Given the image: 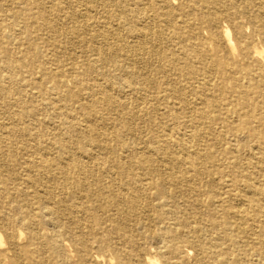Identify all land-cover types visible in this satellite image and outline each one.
<instances>
[{"label":"bare ground","instance_id":"6f19581e","mask_svg":"<svg viewBox=\"0 0 264 264\" xmlns=\"http://www.w3.org/2000/svg\"><path fill=\"white\" fill-rule=\"evenodd\" d=\"M77 1L79 10L68 8L66 12L67 18L76 21L70 31L93 55L89 68L101 80L86 81L92 89L89 100L74 93L78 105L64 113L69 122L60 123L66 130L54 136L53 153L41 152L35 138L33 146L27 148L24 138L28 128L18 126L21 115L17 112L9 113L11 123H0V146L7 151H31L25 159L26 173L15 187L23 195V204L14 206L9 216L0 209V225L6 234L3 238L0 232V256L15 249V264H86L91 249L86 233L105 228H139L144 229L140 239H160L162 229L153 230L150 226L160 217L154 199L176 194L189 202L192 219L201 216L203 210L207 226L237 230L250 241L264 245V166L247 170L243 177L232 169L235 163L241 169L264 164V48L255 42L258 37L264 44V0H180L177 7L172 0ZM152 5L155 11L151 10ZM54 6L51 11L59 10L58 3ZM229 10L247 17L250 33L239 21L233 24L231 37L230 27L221 23L225 14L230 16ZM164 23L171 29L172 38L165 36ZM205 24L210 26L207 34L202 33ZM185 48L192 51L194 60L200 59V53L208 52V48L214 50V55H203L200 65H195L183 58ZM131 50L132 60L135 55L141 65L140 71H153L155 76L139 79L134 60V65L119 60ZM146 54L154 56V61ZM229 55L233 56L232 62L221 59ZM150 65L153 69H147ZM125 70L130 73L124 84L129 95L122 98L112 72ZM210 78L215 82L209 83ZM164 82L160 95H151V103L145 107L142 95L150 92L147 87ZM78 83L79 88L84 84ZM183 86L189 89L190 96ZM158 97L176 100L187 116L185 123H192L193 130L180 135L179 140L172 139V132L180 130L178 126L161 117L152 120ZM197 100L199 106L194 105ZM127 107L149 123L144 128L151 146L147 154L144 141L134 147L121 143L117 132L96 134L99 123L111 126L113 121L108 114ZM76 112L81 115L79 118ZM176 112L170 107L167 116L176 117ZM131 117L129 113L119 118L123 130H132ZM216 121L223 128L220 137L214 129ZM75 128L83 130L82 138H76ZM112 142L119 147L114 148ZM217 144L225 145L226 156L235 153L233 161L219 160L214 155L212 147ZM97 148L104 151L103 157L94 151ZM180 150L183 153L177 155ZM160 154L164 166L157 163L156 155ZM238 182V189H234L232 186ZM217 183L220 190L210 189ZM202 184L210 190L204 192ZM5 191L0 184V193ZM214 213L220 216L219 220ZM15 224L23 232L15 229ZM45 225L53 227L52 233L44 230ZM179 233L185 234L184 230ZM23 236L27 242L20 244ZM66 239L76 252L75 262L66 254ZM197 241L201 243V256L207 261L232 264L219 259L216 249L223 245L206 239L205 233L197 234ZM135 242V249L119 247L113 249V257L96 253L94 259H105L106 264H154L150 257H135L141 246ZM100 243L109 246L105 241ZM186 248L182 254L188 251Z\"/></svg>","mask_w":264,"mask_h":264},{"label":"rangeland","instance_id":"374dc122","mask_svg":"<svg viewBox=\"0 0 264 264\" xmlns=\"http://www.w3.org/2000/svg\"><path fill=\"white\" fill-rule=\"evenodd\" d=\"M233 1L234 3H238V0ZM57 3L58 7H60L59 10L51 11V8H55L56 6L54 5ZM179 4L180 0H172L173 6L177 7ZM68 8L79 10V1L0 0V123H11L9 113L17 112L21 115L18 126H26L28 128L26 138H24L27 148L33 146V143L36 142L33 141L35 138L39 143L38 147L40 151L43 153H53L55 148L53 144L54 136L66 130V127L60 123L62 121L69 122L68 117H65L64 113L68 111V108H75L78 105V98H76L74 93L78 92L79 98L82 100H89L92 89L86 84V81L98 82L101 80L100 78H95V73L89 68V60L93 58V55L79 41L78 35H74L73 31H70L73 25L76 24V21L66 17ZM151 10L155 11L154 5H152ZM221 11L225 12L222 9ZM229 12L230 16L225 14L221 23L230 27L231 37L233 36V24L239 21L244 23V29L247 33L251 32V26L247 23V17L241 14H232L231 10ZM162 25L165 30V36L172 38L171 29L167 28L165 23ZM209 29L210 26L205 24L202 28V33H209ZM255 42L264 48V44L260 38H255ZM185 50L182 52L184 54L182 55L183 58L185 61L195 62V65H200L199 62L203 61V55H214V50L208 48V52L200 53V59L194 60L193 58L191 59L193 55L192 51L188 48H185ZM132 53L133 50L126 52L119 57V60L131 63V65H134V62H136L135 68L139 69V73L135 75L139 79L143 78V76L144 80L147 77L151 79L155 76V73H151L153 71H145V69L143 74L142 70L140 71L141 65L138 63L139 61H137L135 55L133 56V62ZM146 56L150 61H154V56L149 54H146ZM221 59L228 62L234 60L231 55L222 56ZM152 67L153 65H150L147 69H153ZM112 73L113 76H116L113 81L118 88V95L122 98L129 95L128 87H124V84H127L125 80L128 81L130 74L128 70L123 72L114 71ZM207 75L209 76V74ZM80 81L84 82V84L79 88L78 82ZM208 82L214 83L215 79L210 78ZM165 86L166 82L161 84L152 83L150 85L151 88L147 87V90L150 92L142 95L144 106H149V103H151L150 99H152L151 95L157 92L160 95L159 90L165 88ZM183 90L189 96L191 95L189 89L184 88ZM217 91L219 92V89ZM199 103L200 101L197 100L194 102V105L199 106ZM155 105L157 111L152 116V120L153 118L161 117L163 121H167L169 124L173 123L180 128L179 132L181 134L175 131L172 132V139L179 140L180 135L187 134L193 130L194 126L192 123H185L187 116L182 114L181 105L176 100L168 101L167 99L161 100L159 98L155 101ZM170 107H173L177 111L176 117L167 116ZM217 110L218 108L215 107V112ZM133 112L128 107L112 111L108 114L110 121H113L109 127H103L100 125V121H95V123H99L96 125V131L98 132L96 134L106 133L114 135V132H117L118 140L121 143L134 147L140 146L144 141V154H147L151 152V146L146 140L147 136L144 128L149 123L133 114ZM129 113L132 115L130 123L133 127L132 130L126 131L121 128L119 118ZM79 115L76 112L77 118H79ZM178 115L181 116L177 117ZM215 123V132L220 137L223 128L220 126L219 121ZM207 127L204 126L205 129ZM75 130V135H78L76 138H82L83 130L79 128H75ZM112 143L114 148L119 147L118 143ZM186 146L187 144L183 145V148H186ZM224 147L225 145H214L212 147L214 155L219 160L229 158L230 161H233L232 156L235 153H228L226 156L223 153H226ZM4 149L3 146H0V184H3L6 188L5 192L0 193V200L3 201L0 209L3 208L2 214L9 216V214L13 213L12 209L14 206L23 204V195L17 193L15 187L21 183V177L26 173L25 159L30 155L31 151H7ZM94 151L99 156H104V151L100 148L94 149ZM182 153L183 150H180L177 155ZM156 159L158 164L164 166L161 154L156 155ZM224 165L227 166L226 164ZM262 166L264 164L255 163L254 166L241 169L235 163L232 169L235 172H239L237 174L243 177L246 175L247 170L256 171ZM260 179H262L261 176ZM202 185L204 192H208L212 188L217 190L221 188L218 183L210 185V189L206 184ZM238 185L239 182L235 183L232 187L238 189ZM27 189L32 190L31 187H27ZM204 194L206 195V193ZM204 194L201 197H204ZM154 202L158 204L156 209L160 212V217L152 221L150 226L153 230L162 229V237L160 239H140L144 229L139 228L121 231H116L115 228H105L99 232L86 233L85 237L91 242V249L90 253L86 255L85 263L106 264L105 259L95 260L94 254L99 253L104 257H113V249H119V247L126 250L135 249L137 248L135 241H137L141 246L134 253L135 257H150L154 260V264H212V262L207 261L206 258L204 259L201 256V243L197 241V234L205 233L206 239L210 238L212 242L223 245V248L216 249L219 259L231 262L232 264H235V262L236 264H264V245L250 241L248 236L240 231L233 229L223 231L220 228L207 226L204 218L206 217L204 215L206 213L203 210L201 211V216L197 217V219H192L190 204L182 195L176 194L163 200L155 198ZM213 216L216 220H219L218 217L220 216L218 214L214 213ZM192 227L199 230L191 232L190 229ZM14 228L19 231L21 230L16 224ZM52 229V226L45 225L44 230L46 232L52 233ZM180 230H184L185 234H180ZM0 232L3 238H5V230L1 225ZM24 236L20 240V244L27 242V238ZM101 241L107 242L109 246L101 245ZM66 242L67 253H65L70 255L72 262H75L77 257L76 252L73 250L74 247L67 239ZM159 248L161 250H158ZM184 248L188 249V251L182 254ZM15 252V249H11L5 255H1L0 264H15L13 260ZM63 253L61 252L62 255Z\"/></svg>","mask_w":264,"mask_h":264}]
</instances>
